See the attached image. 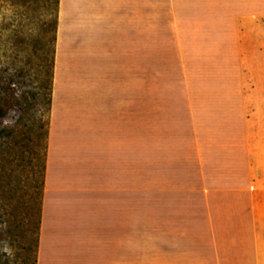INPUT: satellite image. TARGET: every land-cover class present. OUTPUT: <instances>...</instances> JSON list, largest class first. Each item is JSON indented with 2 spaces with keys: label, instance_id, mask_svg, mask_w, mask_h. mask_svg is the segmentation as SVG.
Returning a JSON list of instances; mask_svg holds the SVG:
<instances>
[{
  "label": "rangeland",
  "instance_id": "rangeland-1",
  "mask_svg": "<svg viewBox=\"0 0 264 264\" xmlns=\"http://www.w3.org/2000/svg\"><path fill=\"white\" fill-rule=\"evenodd\" d=\"M55 13L56 0H0V88L27 110L0 122L23 130L0 170L11 227L0 264L35 258ZM105 58L88 60L86 102ZM129 264H264V0L146 1L145 169L130 189Z\"/></svg>",
  "mask_w": 264,
  "mask_h": 264
},
{
  "label": "crops",
  "instance_id": "crops-1",
  "mask_svg": "<svg viewBox=\"0 0 264 264\" xmlns=\"http://www.w3.org/2000/svg\"><path fill=\"white\" fill-rule=\"evenodd\" d=\"M146 1L59 0L37 264H129L130 189L145 169ZM102 53L86 102L87 63Z\"/></svg>",
  "mask_w": 264,
  "mask_h": 264
},
{
  "label": "trees",
  "instance_id": "trees-1",
  "mask_svg": "<svg viewBox=\"0 0 264 264\" xmlns=\"http://www.w3.org/2000/svg\"><path fill=\"white\" fill-rule=\"evenodd\" d=\"M58 11H59V0H56V13H55V20H54V38H53V44L54 49L52 52L53 59L51 64V74H50V85H49V100H48V110L49 113L51 112L52 107V87H53V74H54V67H55V55H56V43H57V29H58ZM20 109L21 112L26 114V108H24V105L22 101L20 100V97L15 94V92H12L10 89L0 88V122L3 121L10 111L14 109ZM22 117L20 118V121H22ZM23 130L20 128V125L16 126H7L0 130V170L4 169V165L7 163L8 156L11 154V151L14 149L16 142L18 141V138L22 135ZM48 130L46 132V145H45V161L43 164V179L45 177L46 172V162H47V152H48ZM44 187V183H43ZM1 211V210H0ZM41 211H42V201H41V209H40V216L38 219V232H37V240H36V251H35V258L32 264H37V255L39 250V238H40V226H41ZM1 213V212H0ZM10 223L9 220L6 218V214L2 212L0 214V252L1 243L5 241V235L7 233V230L10 229ZM5 234V235H4ZM1 253H0V262H1ZM28 264V263H27Z\"/></svg>",
  "mask_w": 264,
  "mask_h": 264
}]
</instances>
